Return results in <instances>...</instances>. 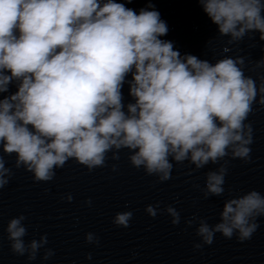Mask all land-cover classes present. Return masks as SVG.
<instances>
[{"label": "clouds", "instance_id": "9594fccd", "mask_svg": "<svg viewBox=\"0 0 264 264\" xmlns=\"http://www.w3.org/2000/svg\"><path fill=\"white\" fill-rule=\"evenodd\" d=\"M199 3L221 35L240 40L256 30L264 41L262 0ZM167 32L151 3L137 14L116 0H0V93L19 81L17 91L0 100V145L4 153L17 154L15 167L32 173L34 182H50L70 159L91 172L105 166L113 148L129 149L131 165L143 166L146 175L163 183L171 179L170 157L178 164L188 161L194 170L224 161L207 173L204 192L206 199L222 196L225 158L251 159L253 129L245 121L257 97L256 83L245 76L242 58L212 64L191 54L182 57L172 42L159 38ZM129 73L135 103L125 112L121 89ZM259 92L264 94V80ZM259 103L264 105V95ZM111 159H119L118 151ZM11 177L0 156V188ZM66 199L70 202L71 194ZM145 211L153 218L163 211L173 225L180 223L171 205L163 210L148 205ZM259 217H264V195L250 190L225 201L220 223L212 226L193 216L186 224L199 221L198 250L211 245L217 233L250 240ZM132 218V211L117 212L112 223L127 228ZM25 219H11L6 231L12 252L27 253L32 261L49 241L45 234L26 245ZM85 241L99 244L92 232ZM53 255L47 248L43 259Z\"/></svg>", "mask_w": 264, "mask_h": 264}, {"label": "water", "instance_id": "95a60500", "mask_svg": "<svg viewBox=\"0 0 264 264\" xmlns=\"http://www.w3.org/2000/svg\"><path fill=\"white\" fill-rule=\"evenodd\" d=\"M116 2L125 3L137 14L149 3L154 5L168 28L167 34L159 38L172 42L182 57L191 54L212 64L224 58L243 59L240 67L257 86L253 110L245 121L253 129L251 159L245 163L226 157L224 194L206 199L207 173L218 171L224 161L209 162L194 170L195 166L188 161L178 164L170 157L171 179L159 183L156 176L145 174L143 166L137 169L131 165L128 157L132 150L113 148L104 167L90 172L70 159L56 170L52 181L34 182L32 173L23 166L15 167L17 154L4 153L0 145V156L12 170L9 183L0 188V264H264V217L257 219L259 227L250 240L239 242L235 236L226 239L217 233L211 245L198 250L194 244L201 242L195 234L199 221L191 227L186 224L196 216L214 226L221 222L220 213L227 199L250 190L264 195V105L259 103L264 95L259 92L264 80V65H260L264 60V41L259 39L260 33L250 30L240 40L221 35L199 0ZM131 80L129 73L121 89L125 112L128 104L135 103L129 92ZM18 84L19 81L13 80L8 92L0 93V100L15 93ZM117 151L119 159H111ZM68 194L72 196L70 202L66 199ZM88 200L90 205L86 203ZM156 204L161 210L168 205L175 207L180 213V223L173 225L171 217L163 211L155 218L149 216L146 206ZM122 211L133 212L127 228L112 223L114 215ZM20 215L26 217L23 221L27 228L23 238L26 245L45 234L49 241L32 261L27 253L24 256L13 253L8 239L7 225ZM88 232L99 238L98 245L86 243ZM47 248L54 255L44 260ZM89 253L91 259H87Z\"/></svg>", "mask_w": 264, "mask_h": 264}]
</instances>
